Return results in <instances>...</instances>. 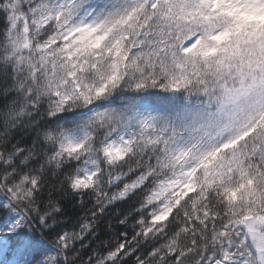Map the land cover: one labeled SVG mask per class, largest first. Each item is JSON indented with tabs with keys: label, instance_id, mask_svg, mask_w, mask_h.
Listing matches in <instances>:
<instances>
[{
	"label": "snow or ice",
	"instance_id": "6c2138e0",
	"mask_svg": "<svg viewBox=\"0 0 264 264\" xmlns=\"http://www.w3.org/2000/svg\"><path fill=\"white\" fill-rule=\"evenodd\" d=\"M0 264H264V0H0Z\"/></svg>",
	"mask_w": 264,
	"mask_h": 264
}]
</instances>
